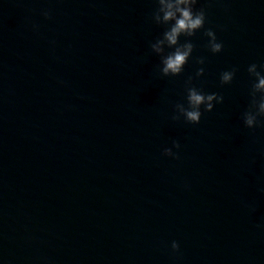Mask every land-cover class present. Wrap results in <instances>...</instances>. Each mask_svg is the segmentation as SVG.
Wrapping results in <instances>:
<instances>
[{
    "label": "clouds",
    "instance_id": "clouds-1",
    "mask_svg": "<svg viewBox=\"0 0 264 264\" xmlns=\"http://www.w3.org/2000/svg\"><path fill=\"white\" fill-rule=\"evenodd\" d=\"M158 8L153 14V20L159 25H169L163 32V40H158L156 44H151V49L159 52L162 49L158 46L164 43L166 40L170 47L174 46V51L170 52L162 60V67L160 72L163 76H178L182 73L185 64L191 57L194 45L190 41H186L183 44L179 42V38L183 35L185 37H192L195 33L204 28L205 25V11L200 9L198 11L193 10L197 0H157ZM44 16L49 17V13L45 11ZM205 35L209 38L208 47L212 53H220L223 49L222 43L217 42L216 34L213 30L208 29ZM197 63L204 64V59L199 58ZM264 70V65L260 66ZM238 69L232 68L231 70L223 71L220 74V83L222 85L230 84ZM248 73L255 78V82L252 85L253 96L252 103L256 106V110L253 111L249 108L243 114V122L249 129H253L261 125L259 118H264V74L257 70L256 64H251L248 69ZM204 74V68L201 67L196 71V76H202ZM192 80L186 82V100L187 107L183 103L175 104V113L172 116L173 120H180L181 116L189 124H199L202 116L201 106L205 112H211L215 103H223L224 97L217 93L206 94L202 90L191 86ZM261 93L259 100H257L254 93ZM173 146L177 149L180 148L179 142L174 141ZM164 155L173 156L178 158L173 153L171 148L164 149ZM173 250H179V244L175 241L171 245Z\"/></svg>",
    "mask_w": 264,
    "mask_h": 264
}]
</instances>
